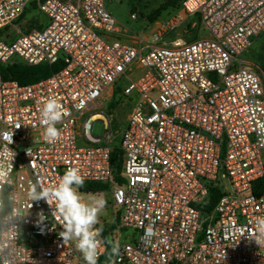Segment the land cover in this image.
Listing matches in <instances>:
<instances>
[{"label": "built area", "instance_id": "obj_1", "mask_svg": "<svg viewBox=\"0 0 264 264\" xmlns=\"http://www.w3.org/2000/svg\"><path fill=\"white\" fill-rule=\"evenodd\" d=\"M32 5L48 23L24 33L13 22ZM192 17L208 36L189 38ZM8 27L15 37L0 40L1 66L61 63L32 84L0 76V152H15L0 226L18 231L16 264H85L59 235L55 200L31 203L24 194L37 181L55 186L68 167L80 170L84 184L110 186L114 231L136 234L118 242L115 256L101 245L97 264H264V246L248 239L264 216V191L253 193L264 178V76L241 58L264 34V0H182L127 42L111 36L125 30L105 0H0V30ZM120 80L128 82L122 96L134 97L122 130L102 103ZM49 98L67 113L53 144L43 140L38 114ZM97 120L100 137L91 135ZM115 148L121 183L111 164ZM213 188L221 196L209 211Z\"/></svg>", "mask_w": 264, "mask_h": 264}, {"label": "clouds", "instance_id": "obj_2", "mask_svg": "<svg viewBox=\"0 0 264 264\" xmlns=\"http://www.w3.org/2000/svg\"><path fill=\"white\" fill-rule=\"evenodd\" d=\"M38 114L43 128L41 133L43 140L49 144L55 143L61 135L56 125L67 115L66 111L55 98H49L42 102ZM12 134H8L10 142H12ZM14 156L15 152L8 148L0 152V211L4 208L5 185H13L11 171ZM84 180L77 167H68L55 186L43 187L37 181L31 183L24 194L31 203L44 200L51 205L55 200L56 208L53 213L61 217L63 228L59 235L65 243H74L85 264H97L101 245L110 247L111 255L115 256L119 254V243L113 242L110 238H102L103 227L97 225L100 224V214L106 208L105 194H89L88 199H85V194L80 192ZM9 199L13 202L16 200L14 195ZM12 214H18V209L13 208ZM38 217L41 222L47 219L43 212L38 213ZM17 238L18 231L15 226H0V264H16L19 259L17 255L19 249L13 242ZM248 239L255 241L260 247L264 246V216L255 218L254 228L249 232Z\"/></svg>", "mask_w": 264, "mask_h": 264}, {"label": "rangeland", "instance_id": "obj_3", "mask_svg": "<svg viewBox=\"0 0 264 264\" xmlns=\"http://www.w3.org/2000/svg\"><path fill=\"white\" fill-rule=\"evenodd\" d=\"M170 0H105V7L108 13L116 20L118 26L121 30L120 34H112V37H115V40H120L122 42H127L129 36L132 34L138 35L143 33L150 25L151 22L165 18L170 15L177 9L171 8L168 5ZM131 15L134 17L132 18ZM193 22H196L194 29H189L190 33L189 38L196 37H206L208 32L199 26V21L197 17H192L190 19ZM48 23V18L40 13L36 8H27L23 17L19 20L13 22L15 27L22 29V32L26 33V30L30 27L44 28ZM180 31V30H179ZM9 33V34H7ZM100 36H109L106 33L99 32ZM12 39L15 37L14 31L11 30V27L0 30V40L3 37ZM113 40V38L111 39ZM242 59L246 60L247 64L252 68L262 72L264 76V34L256 39H252V44L247 50L242 54ZM138 71L134 72L136 76ZM264 84V77H262ZM128 84L127 81L120 80L116 82L115 86L109 88L103 94V110L108 109L112 110L117 118V129L122 130L125 127V119L131 111L134 97H124L121 89ZM117 90L120 92H117ZM86 116L82 117V121ZM104 133L103 124L101 121H94L91 125V135L94 137H100ZM120 138L116 137L114 139L113 145L119 146ZM81 139L78 140V145L81 146ZM262 162L264 164V151L261 154ZM227 184V181L224 180ZM227 189L229 190V185L227 184ZM85 194V193H84ZM89 194H85V199H88ZM109 211H103L100 214V224L97 227H103V230L108 232L107 238H110L113 242H129L135 236V232L127 229L118 228L116 231L118 217L113 218L111 221V216L118 211L113 207L109 208ZM111 213V214H110ZM111 215V216H110ZM201 223L205 222L208 218L206 214H201ZM74 246V243L71 242Z\"/></svg>", "mask_w": 264, "mask_h": 264}, {"label": "trees", "instance_id": "obj_4", "mask_svg": "<svg viewBox=\"0 0 264 264\" xmlns=\"http://www.w3.org/2000/svg\"><path fill=\"white\" fill-rule=\"evenodd\" d=\"M182 0H170L168 5L171 8L175 9L177 6H180V2ZM33 9L35 8L34 5L31 6ZM25 13V12H24ZM24 13L20 17H23ZM61 68V63H55L52 65H38V66H25V65H12V66H1L0 65V76L3 80H13L19 83L20 85H27L38 82L40 80L46 79L53 73L57 72ZM117 92H120V90ZM121 93V92H120ZM122 96V95H121ZM120 152L117 148L113 150L111 156V164L115 170L114 172V179L116 182L121 183L122 179L119 177L120 172ZM110 186L102 185L99 183H87L80 189L83 192L89 193H102L108 191ZM264 191V178H261L257 182L254 183L253 186V193L256 195L261 194ZM221 196V193L213 188L211 189L210 200L207 205V209L211 211L215 206L217 200ZM108 232L103 230L102 237L107 238ZM110 253V247L107 248V254Z\"/></svg>", "mask_w": 264, "mask_h": 264}, {"label": "crops", "instance_id": "obj_5", "mask_svg": "<svg viewBox=\"0 0 264 264\" xmlns=\"http://www.w3.org/2000/svg\"><path fill=\"white\" fill-rule=\"evenodd\" d=\"M30 8H31V7H30ZM80 192L85 193V194H98V193H89V192H83V191H80ZM102 193L105 194V198H106V201H107L106 208L104 209V211H108V212H110V211H109V208H110V207H113V208H114V206H113V202H112V196H111V189H109L108 191L102 192ZM110 214H111V213H110ZM110 216H111V215H110ZM117 216H118V214H117ZM117 216H116V214H114V216H113V214H112V216H111V221H110L109 223L112 222L113 218H115V217L117 218Z\"/></svg>", "mask_w": 264, "mask_h": 264}]
</instances>
